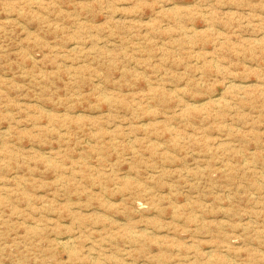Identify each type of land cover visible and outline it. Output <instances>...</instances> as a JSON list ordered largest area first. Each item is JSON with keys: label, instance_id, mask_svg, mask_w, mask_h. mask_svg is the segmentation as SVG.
Returning a JSON list of instances; mask_svg holds the SVG:
<instances>
[{"label": "rangeland", "instance_id": "374dc122", "mask_svg": "<svg viewBox=\"0 0 264 264\" xmlns=\"http://www.w3.org/2000/svg\"><path fill=\"white\" fill-rule=\"evenodd\" d=\"M0 264H264V0H0Z\"/></svg>", "mask_w": 264, "mask_h": 264}]
</instances>
